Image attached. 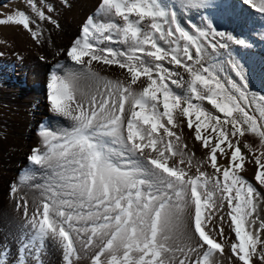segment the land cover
I'll list each match as a JSON object with an SVG mask.
<instances>
[{"label":"snow or ice","instance_id":"6c2138e0","mask_svg":"<svg viewBox=\"0 0 264 264\" xmlns=\"http://www.w3.org/2000/svg\"><path fill=\"white\" fill-rule=\"evenodd\" d=\"M240 2L264 14V0ZM26 5L32 15L0 13V25L20 26L39 43L42 22L59 27L48 14L54 9L46 12L37 0ZM221 7L209 0L180 3ZM230 44L249 47L207 17L203 27L189 30L164 0H99L80 35L62 50L70 65L57 63L49 75V111L68 126H41V142L28 157L43 182L35 185L41 199L31 213L26 197L17 204L28 244L35 245L26 251L49 244L64 264H77L83 253L91 264H220L227 226L234 233L229 260L264 264V221L256 227L253 219L260 193L242 175L248 157L239 146L252 134L264 149V95H250L247 71L231 52L238 81L222 78L215 55ZM94 62L117 66L126 79L101 75ZM178 117L206 150L205 159L193 162ZM244 147L254 156L255 184L264 188V151ZM11 191L16 196L19 188Z\"/></svg>","mask_w":264,"mask_h":264},{"label":"bare ground","instance_id":"6f19581e","mask_svg":"<svg viewBox=\"0 0 264 264\" xmlns=\"http://www.w3.org/2000/svg\"><path fill=\"white\" fill-rule=\"evenodd\" d=\"M164 2L178 9L182 26L189 30L192 24L203 27L207 17L221 31L248 41L256 37L260 43H264V14L242 4L240 0H209L210 4L222 3L224 7L200 10L180 8L181 0ZM98 3L99 0H68L66 5L63 0H37V6L46 12L49 5L54 9L48 14L59 24L57 28L47 21L42 22L44 35L39 43L20 26L0 25V250H6V264H64L61 251L49 244L42 249H35V252L26 251V248H35V245L28 244L30 233L17 204L21 197H26L31 213L37 206L34 202L41 199V192L35 185L43 182V172L35 171L28 157L41 142L38 135L41 126L53 130L68 126L67 121L49 111V75L56 70L57 63L66 67L70 65L62 50H67L80 35L81 25L88 16L93 15ZM18 9L32 15L26 0H0V13L10 14ZM249 14L250 20L246 16ZM244 31L245 34L239 36ZM111 46L123 47L118 44ZM93 67L111 79H126L124 70L115 65L103 66L94 62ZM58 71L64 74V70ZM80 85L87 89L86 81H80ZM172 87L179 91L175 86ZM178 131L181 132L183 143L188 145L186 151L195 153L193 162L205 159L206 150L195 141L193 132L186 127ZM218 162L227 164V160L219 157ZM206 170L213 171L211 168ZM33 176L35 179H30ZM13 185L19 188L16 196L12 195ZM228 232L230 230L226 227L225 237ZM233 240L234 233L231 238L224 240L225 254L217 257L220 264H238L235 257L231 261L228 258ZM77 264H91L89 253H83ZM254 264H258L255 258Z\"/></svg>","mask_w":264,"mask_h":264},{"label":"rangeland","instance_id":"374dc122","mask_svg":"<svg viewBox=\"0 0 264 264\" xmlns=\"http://www.w3.org/2000/svg\"><path fill=\"white\" fill-rule=\"evenodd\" d=\"M247 18L250 20L251 15H246ZM245 34L244 32L239 33V36H242ZM249 47H231L227 50L221 49L219 50V53L215 55V60L219 63V65L222 67L223 71L221 73L222 78H231L233 80L238 81V77L235 76V73L232 72L228 60L229 56L228 53L231 52L232 58L235 60H239L243 65L244 68L247 71V79H248V88L250 95L256 94V95H264V43H260L258 38L253 37L250 41H248ZM204 106L208 108L210 111H213L215 114V110L211 108L210 105H208L206 102H204ZM178 120L181 123V127H186V120L183 117H178ZM245 143L250 144L253 149H259L261 151H264V149L260 148V140L259 137L254 135H248L245 136V138L241 139L240 141V147L242 152L248 157V160H251L253 162H248L246 160L245 168L246 170L242 173V175L249 181L254 184V186L257 187V191L260 193L259 198L257 199V209L256 214L253 217V219H256V227L259 226L260 221H264V188L259 187L255 184V181L253 179L254 173L256 171V166L254 164V156L252 153L249 152V150L244 147ZM256 154H259V151L256 152ZM34 204H36L34 202ZM258 217V219H257ZM227 226H224V233L225 228ZM262 238H264V232L261 233ZM227 237L231 238L232 233L228 232ZM28 253V252H27ZM27 259V256L24 258V260ZM258 264L260 262L258 261Z\"/></svg>","mask_w":264,"mask_h":264},{"label":"trees","instance_id":"16d2710c","mask_svg":"<svg viewBox=\"0 0 264 264\" xmlns=\"http://www.w3.org/2000/svg\"><path fill=\"white\" fill-rule=\"evenodd\" d=\"M248 135H251V134H246L245 136H247V137H248ZM245 136L243 137V139L245 138Z\"/></svg>","mask_w":264,"mask_h":264}]
</instances>
